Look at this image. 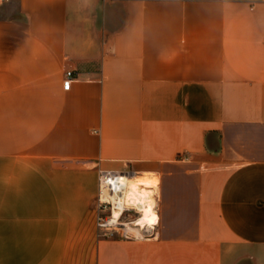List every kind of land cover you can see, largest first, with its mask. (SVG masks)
Wrapping results in <instances>:
<instances>
[{"label": "crops", "instance_id": "0c3cea01", "mask_svg": "<svg viewBox=\"0 0 264 264\" xmlns=\"http://www.w3.org/2000/svg\"><path fill=\"white\" fill-rule=\"evenodd\" d=\"M102 170L157 177L152 236ZM0 264H264V0L1 4Z\"/></svg>", "mask_w": 264, "mask_h": 264}, {"label": "bare ground", "instance_id": "6f19581e", "mask_svg": "<svg viewBox=\"0 0 264 264\" xmlns=\"http://www.w3.org/2000/svg\"><path fill=\"white\" fill-rule=\"evenodd\" d=\"M140 177L119 174L115 179L114 190L109 197L114 201L116 207L113 208L114 217L121 219L126 206L137 204L141 215L135 221L137 231L146 230L147 227L154 228L158 222V212L156 210V198L154 196V185L149 184Z\"/></svg>", "mask_w": 264, "mask_h": 264}, {"label": "built area", "instance_id": "2783aa9c", "mask_svg": "<svg viewBox=\"0 0 264 264\" xmlns=\"http://www.w3.org/2000/svg\"><path fill=\"white\" fill-rule=\"evenodd\" d=\"M6 1L7 0H0V5ZM72 73L73 72L71 70H68L66 72V78L64 80L65 88L70 87V84L72 82V75H73ZM118 175H119L118 173H115L112 170H102L100 172V178H99L100 194L98 199V207L100 210H102L103 208L104 209L111 208V214H103L98 216V228L103 236L119 235L122 238H129L131 236L137 237L136 235L132 234V232L125 230L124 228L123 231L117 230V228H122L120 227V225H125V223L119 218L114 217L113 208L116 207L117 205H115L114 201L109 197V194L114 190L113 181L117 179ZM134 206L140 209L137 204H133V205H127L125 210L130 209ZM138 233L141 234L142 232L139 231Z\"/></svg>", "mask_w": 264, "mask_h": 264}, {"label": "rangeland", "instance_id": "374dc122", "mask_svg": "<svg viewBox=\"0 0 264 264\" xmlns=\"http://www.w3.org/2000/svg\"><path fill=\"white\" fill-rule=\"evenodd\" d=\"M137 179H141V180L144 179L148 181L149 184L154 185V187H156L158 184V179L153 174H143L142 177L137 178ZM99 185H100V182H99ZM99 194H100V190H99ZM98 199H99V195H98ZM130 205H133V204H130ZM103 214H111V208H106V209L103 208L102 210H100L98 207V216L103 215ZM140 215H141L140 209L136 208L135 206L130 209L124 210V214L120 220H122L125 223V225H120V227L122 228H117V230H120V231H123L124 229L128 230L132 232V234L136 235L138 238H144V237L146 238V237L152 236L154 229L150 227H147L146 230H141L142 232L141 234H139L138 233L139 231L135 229L136 227H139V225H136L135 221H138V218L140 217Z\"/></svg>", "mask_w": 264, "mask_h": 264}]
</instances>
